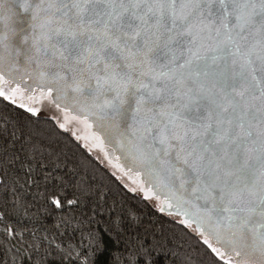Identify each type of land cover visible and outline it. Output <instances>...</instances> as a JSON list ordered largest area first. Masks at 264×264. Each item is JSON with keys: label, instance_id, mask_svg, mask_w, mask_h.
Masks as SVG:
<instances>
[{"label": "snow or ice", "instance_id": "6c2138e0", "mask_svg": "<svg viewBox=\"0 0 264 264\" xmlns=\"http://www.w3.org/2000/svg\"><path fill=\"white\" fill-rule=\"evenodd\" d=\"M10 3L5 16L0 0V50L27 14L24 51L9 55L49 95L72 93L123 125L136 159L202 202L236 264H264V0Z\"/></svg>", "mask_w": 264, "mask_h": 264}, {"label": "trees", "instance_id": "16d2710c", "mask_svg": "<svg viewBox=\"0 0 264 264\" xmlns=\"http://www.w3.org/2000/svg\"><path fill=\"white\" fill-rule=\"evenodd\" d=\"M27 109L0 96V264H224L188 219Z\"/></svg>", "mask_w": 264, "mask_h": 264}, {"label": "water", "instance_id": "95a60500", "mask_svg": "<svg viewBox=\"0 0 264 264\" xmlns=\"http://www.w3.org/2000/svg\"><path fill=\"white\" fill-rule=\"evenodd\" d=\"M10 8H12L10 0H3L2 11L5 16L10 14ZM26 15L21 13L13 17L10 22L11 27L16 29L18 35L11 36L9 33V50H0V75H3L0 88L5 86L9 97L20 107L29 109L31 108L29 102L31 104L48 102L58 108L61 113L63 112L70 118L82 123L87 128L86 131H82L84 137L83 134H77L78 139L86 142L92 150L97 151L103 161L120 178L128 184L138 187L143 198L157 201L160 213L166 216L188 219L202 236L209 238L213 247L225 253L224 259L231 255L232 262L236 264L239 257L231 254L228 246L223 242H217L202 202L197 201L196 197L188 192L175 188L167 180L165 174L157 175L142 160L136 159L134 146L130 145L126 138L121 135L123 125L120 129L113 127L107 120L101 119L94 109L85 106L81 98L72 93L65 95L54 90L49 95L48 86L40 87L41 82L33 68L25 63L17 62L14 55H9V51H24L25 46L19 39V28L22 26L25 32L30 31L26 22ZM0 33H8V29L0 26ZM17 86H19L20 91H13L17 89Z\"/></svg>", "mask_w": 264, "mask_h": 264}, {"label": "rangeland", "instance_id": "374dc122", "mask_svg": "<svg viewBox=\"0 0 264 264\" xmlns=\"http://www.w3.org/2000/svg\"><path fill=\"white\" fill-rule=\"evenodd\" d=\"M47 103L48 102H45L44 105L36 106V108L34 107V108H32V110L37 115L48 116V117L54 118L61 129H63L64 131H66V132H68L70 134H72L74 137L77 138L78 137L77 136L78 132H75L73 130L70 121L65 117V115H62V113H60V111L57 108H55L50 103H48V104ZM61 125H63V127ZM92 151L98 156L97 151H95V150H92Z\"/></svg>", "mask_w": 264, "mask_h": 264}, {"label": "flooded vegetation", "instance_id": "af4514ba", "mask_svg": "<svg viewBox=\"0 0 264 264\" xmlns=\"http://www.w3.org/2000/svg\"><path fill=\"white\" fill-rule=\"evenodd\" d=\"M29 104H30V107L31 108H36V106H41V105H44L45 104V102H41L40 104L39 103H37V104H31V102H29ZM39 108V107H38ZM62 114L63 115H66L65 113H63L62 112ZM66 118L70 121V123H71V126H72V128H73V130L75 131V132H78V133H80V134H83L82 136L84 137V131H86V126H83V124L82 123H80L79 121H76V120H74V119H72V118H70L69 116H67L66 115ZM83 131V132H82ZM79 135V134H78ZM83 140H84V138H83Z\"/></svg>", "mask_w": 264, "mask_h": 264}, {"label": "bare ground", "instance_id": "6f19581e", "mask_svg": "<svg viewBox=\"0 0 264 264\" xmlns=\"http://www.w3.org/2000/svg\"><path fill=\"white\" fill-rule=\"evenodd\" d=\"M66 117V116H65Z\"/></svg>", "mask_w": 264, "mask_h": 264}]
</instances>
